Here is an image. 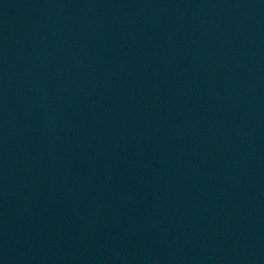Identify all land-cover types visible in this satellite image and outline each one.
Wrapping results in <instances>:
<instances>
[{
    "label": "water",
    "instance_id": "obj_1",
    "mask_svg": "<svg viewBox=\"0 0 264 264\" xmlns=\"http://www.w3.org/2000/svg\"><path fill=\"white\" fill-rule=\"evenodd\" d=\"M0 264H264V0H0Z\"/></svg>",
    "mask_w": 264,
    "mask_h": 264
}]
</instances>
